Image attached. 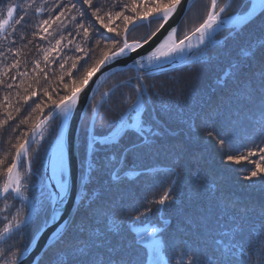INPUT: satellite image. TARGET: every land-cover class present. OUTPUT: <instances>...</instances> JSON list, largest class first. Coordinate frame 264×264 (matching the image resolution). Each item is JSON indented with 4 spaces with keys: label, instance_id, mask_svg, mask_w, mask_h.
I'll use <instances>...</instances> for the list:
<instances>
[{
    "label": "trees",
    "instance_id": "obj_1",
    "mask_svg": "<svg viewBox=\"0 0 264 264\" xmlns=\"http://www.w3.org/2000/svg\"><path fill=\"white\" fill-rule=\"evenodd\" d=\"M134 2L138 13L142 10L139 0H92L91 6L84 0H0V18L9 3L18 6L13 26L0 36V121L8 113L13 117L0 128V186L15 156L13 145L24 143L34 125L55 108L54 102L69 93L66 85L80 78L105 52L111 54L123 44L124 17L136 14ZM151 2L144 0L145 4ZM226 2L218 0V8ZM27 4L31 7H25ZM242 4L243 0H232L222 18L232 17ZM209 6L210 0L192 4L177 26V41L202 23ZM96 9L112 31L92 17ZM21 15L24 20L15 24ZM151 20L150 26L133 28L126 36L128 42H143L155 31L159 21ZM81 24L88 28L87 37ZM258 38L252 28H225L206 39L181 65L150 74L129 68L103 83L79 125L76 150L81 187L60 235L64 241L52 242L37 264H55L61 254L77 264L97 258H103L105 264L109 260L145 264L146 250L135 240L136 228H160L156 236L164 264H181L185 252H195L200 264H205V254L219 256L220 248L238 241L254 252L244 264L264 262V171L244 179L256 170L257 163L264 169V153L259 152L264 148V80L260 75L264 53L258 50L255 58H248L243 52ZM234 65L240 66L239 71ZM229 72L234 74L226 75ZM137 87L144 89L146 140L125 158L119 149L98 139L139 97ZM60 121L57 116L48 123L43 136L39 134L29 149L27 160L20 161L18 171L27 186L22 191L34 211L22 236L0 243V264L17 260L49 219L50 194L43 167ZM93 124L95 142L89 135ZM249 150L256 154L248 156ZM228 156L244 158L236 163L227 160ZM166 192L169 199L164 205L150 203ZM5 197L0 201V228L18 212L24 217L28 211L11 193ZM146 208L152 209L149 215L141 216L140 221L132 219ZM85 246L88 255L78 256L75 249Z\"/></svg>",
    "mask_w": 264,
    "mask_h": 264
},
{
    "label": "snow or ice",
    "instance_id": "obj_2",
    "mask_svg": "<svg viewBox=\"0 0 264 264\" xmlns=\"http://www.w3.org/2000/svg\"><path fill=\"white\" fill-rule=\"evenodd\" d=\"M86 5L91 6L92 0H84ZM184 3V0H152L150 4H145L144 0H139V4L142 6V10L140 12H136L137 3L134 2L132 5V11L136 13L134 16L129 17L125 16V30L127 32L128 24L132 23L136 20H139L142 24L146 26H150L153 22L149 20V14L153 13V19L159 21V26L155 31L151 32L150 35L147 36L146 39L143 40V43L134 42L129 43L125 34V38L123 44L114 52H112L111 56L105 52L103 58L97 60L91 67L85 68L84 74L72 81L71 85H66L69 89V93L67 95L61 96L59 102L55 103V110L64 120H67L72 110L77 106L78 101L80 99V93L83 91L84 87L88 85L89 80L93 76L95 72H97L100 67L105 64L107 61L113 59L114 57L122 56L126 53V51H135L136 49L142 48L144 45L148 44L157 36L161 30H164L166 25H169L170 20H172L180 11L181 7ZM232 0H227V2L223 5H220L218 8V0H210V6L207 9V14L203 19L202 23L198 26L194 27L189 35L187 32L184 37L177 42L176 33L177 27H169L167 34L163 37V39L154 47V49L142 59L149 61V67H151L152 61H161L162 59L170 58L174 53L183 52L184 48L187 47L189 49L192 48L191 40L193 37L198 39L200 45L205 44L206 39L213 37L214 34L223 27L226 23V20L222 19V14L225 13L228 8L231 7ZM25 7H31V4H27ZM75 7V5H73ZM127 7V6H125ZM18 6L14 3H9L6 7V13L3 18H0V36H4L7 27L13 26L12 21L14 19V13L17 11ZM218 8V10H217ZM37 13L40 11L39 8L36 9ZM99 9L92 11V17L96 19L98 23H100L102 28H106L109 31L112 29L108 24L104 23V18L99 15ZM187 11V10H185ZM84 15V13H81ZM120 15V13H117ZM109 21L112 19L111 15L108 17ZM229 20L234 19L236 21V27L240 28L241 31L243 28H252L255 32L259 34V38L255 40L250 47L243 50L244 55L248 58H255L257 51H261L264 53V0H243V4L241 9L233 14L232 17L228 18ZM24 20V16L21 15L19 19H15V24H20ZM49 21H43V24H48ZM80 28L84 29L85 37L88 36V28H85L83 24L79 25ZM119 35V33H117ZM42 38V37H41ZM99 43V41H97ZM59 44V41H57ZM79 50V47H78ZM47 58V53L45 54ZM137 64H141V60L135 61ZM262 65H264V59H262ZM16 67V65H12ZM75 63L73 67H75ZM236 71H239V65L233 66ZM3 70L0 69V72ZM234 73L229 72L226 75H233ZM261 79L264 80V66L261 68ZM141 81L142 78H137ZM11 87V85H9ZM136 92L139 96V100L137 102H133L128 110L123 114L119 119L112 125L107 134L99 137V141L101 144L110 145L112 148L119 149L120 155L125 158L129 154L136 153L141 144L146 140L145 136V115L147 114V108L143 104V95L144 89L142 87H137ZM31 95H35L33 92ZM45 95H48L47 91H45ZM107 95V93L105 94ZM29 99L28 96L24 97L25 102ZM36 108H40V105L37 104ZM18 112L19 109H16ZM35 111V109H33ZM93 113L97 112V109L94 107L92 109ZM129 113H135V115H129ZM52 114L49 113V117ZM49 117H45L44 120L37 122L33 127V136H35L36 131L41 129L42 125H44ZM13 117L11 113H8L7 117L0 121V128L7 123L8 120H11ZM26 120H22L21 123H25ZM92 131H89V135L92 136L93 142L96 141L97 136L94 132L95 125H92ZM40 135L43 136V131L40 132ZM209 136L213 134L211 132L208 133ZM221 145L224 144L223 140H219ZM16 149L15 156L12 158V163L6 169V179L3 182L2 186H0V194L4 193H14L21 200H27L28 197L24 196L22 189L27 186L22 183V177L20 172L17 170L18 163L21 160H27L28 158V150H27V142L18 143L13 145ZM259 152L264 153V148H260ZM253 151L249 150L248 156L255 155ZM244 158L243 156H228L227 160L239 163L240 160ZM264 159V157H262ZM3 161L0 160V164ZM28 171L30 172V165L28 167ZM259 171H264L261 169L259 163L256 165V170L250 172L249 175L245 176V180H251L253 177L258 175ZM7 199V197H5ZM169 199V193H165L158 200H155L150 203H155L158 205H164L166 200ZM151 208H146L143 212L140 213L139 216H135L132 219L134 221H140L141 216H147L151 213ZM19 212L17 216L12 217L11 220L7 221L3 224V227L0 228V242L8 243L14 240L17 236L23 235V225L27 224V218L19 217ZM48 221L45 222L47 224ZM43 227V226H41ZM238 232L242 231L237 226ZM40 229H37L39 231ZM115 231H118V228L114 226ZM157 229L152 228L151 230L145 228L143 231L136 232L135 240L141 245L143 248L147 250V254L152 258V264H164V260L161 253L160 241L156 237ZM64 236L58 237L57 242H63ZM218 245L221 244L220 241L217 242ZM233 249H235L233 251ZM76 254L78 256H87L88 251L86 246L79 247L75 249ZM220 255L216 257H209L206 255L205 264H244V261L249 260L254 252L249 251L246 245L243 242H236L231 247L224 245L219 249ZM261 255L264 256V249L261 251ZM186 257V259H185ZM10 264H16V260L13 259L10 261ZM55 264H77L75 260H70L67 254H61L56 257ZM89 264H105L103 258H97L89 262ZM108 264H113V261L109 260ZM181 264H200L198 256L195 252L189 254L187 252L182 253L181 255ZM264 264V262H262Z\"/></svg>",
    "mask_w": 264,
    "mask_h": 264
},
{
    "label": "water",
    "instance_id": "obj_3",
    "mask_svg": "<svg viewBox=\"0 0 264 264\" xmlns=\"http://www.w3.org/2000/svg\"><path fill=\"white\" fill-rule=\"evenodd\" d=\"M195 1L196 0H184L181 11L172 20H170L169 25H166L165 29L161 30V32L158 33L157 36L153 38V40L148 44L144 45L142 48L136 49L135 51H126L124 55L114 57L113 59L103 64L100 69L93 74V76L89 80L88 85H86L83 91L80 93L78 104L72 110V113L70 114L68 119L64 120L61 117L62 119L57 128L58 131L56 137L54 138V142L47 150L43 169L45 184L47 185L50 194L51 210L48 223L43 225V227H41L40 230L35 234L29 245L19 255L18 259L16 260V264H37L40 254H42L47 249V247L50 246L51 243L58 239V237L61 235V232L65 227L64 225L66 224L70 216L69 214L71 213L73 207L76 205L75 203L78 199L79 190L81 187V184L79 185L78 182L79 172L76 150V138L79 130L78 127L82 120V116L87 109L88 103L95 96L97 90L103 85L107 78H109L113 74L118 73V71L129 70V68L134 69L142 74L158 73L162 70L171 69V67L181 65L183 62L188 61L192 54L201 49L202 45L199 44L196 37H193L191 40V49L185 47L183 52L174 53L168 59H162L161 61H152L151 67H149V61L142 59L143 57L147 56L163 39V37L167 34L169 27L178 26L184 15L187 13V11ZM153 17L154 14L150 15L149 20L153 19ZM222 19L226 20V23L218 31L224 30L225 28H237L235 26L236 21L234 19L229 20L225 17H223ZM141 24L142 23L139 20L129 24L127 32L126 30L124 31L121 40L124 41L125 34L127 36V34L133 28ZM111 54L109 55L111 56ZM137 60H141V64L135 63V61ZM50 113L52 115L50 117L49 114L45 116L49 118L47 122L42 125L41 129H38L36 131L35 136H33L32 129L29 135L24 139V143L27 142L28 151L35 143V139L37 138V136L41 131H43L42 129L45 128L48 123L52 122L55 117L60 116L55 108ZM44 119L45 118H43V120ZM60 156L64 158L63 161L65 172V177L62 185L58 182L55 177V173L53 172V166ZM19 164L20 162L18 163V166ZM9 193H11V191H9ZM6 194L8 193L0 194V201L5 198ZM11 194L15 197V199L17 198L28 206V211L24 218H27V221H29L34 210L30 199L28 198L27 200H21L14 193Z\"/></svg>",
    "mask_w": 264,
    "mask_h": 264
},
{
    "label": "rangeland",
    "instance_id": "obj_4",
    "mask_svg": "<svg viewBox=\"0 0 264 264\" xmlns=\"http://www.w3.org/2000/svg\"><path fill=\"white\" fill-rule=\"evenodd\" d=\"M225 18H228V17H225ZM121 38H122V37H121ZM122 42H123V41H122ZM195 53H196V52H195ZM195 53H194V54H195ZM192 55H193V54H192ZM111 76H112V75H111ZM107 80H108V78H107ZM107 80H106V81H107ZM98 90H99V89H98ZM98 90H97V91H98ZM104 94H105V93H104ZM104 94H103V95H104ZM94 97H95V96H94ZM94 97H93V98H94ZM93 98H92V99H93ZM103 98H104V96H103L102 98H100V99L102 100ZM92 99H91V100H92ZM138 99H139V97H138L135 101H137ZM135 101H134V102H135ZM90 102H91V101H90ZM90 102H89V103H90ZM89 103H88V104H89ZM131 104H132V103H131ZM131 104H130V105H131ZM87 106H88V105H87ZM84 113H85V112H84ZM59 117H60V116H59ZM60 119H62V118L60 117ZM82 119H83V118H82ZM54 120H55V119H54ZM54 120H53V121H54ZM81 121H82V120H81ZM60 122H61V121H60ZM80 123H81V122H80ZM59 124H60V123H59ZM79 125H80V124H79ZM58 126H59V125H58ZM78 128H79V127H78ZM57 131H58V130H57ZM78 131H79V130H78ZM28 135H29V134H28ZM37 137H38V136H37ZM35 140H36V139H35ZM98 141H99V139H98ZM23 142H24V141H23ZM99 143H100V142H99ZM91 144H92V142H91V139H90V140H89V144H88V150H89V147L91 146ZM46 154H47V153H46ZM44 161H45V160H44ZM78 164H79V161H78ZM43 169H44V167H43ZM55 177H56V179L58 180V182L62 185V184H63V181H64V177H65L64 163H63V165H61V166L58 168V170L56 171ZM78 182H79V177H78ZM44 184H45V180H44ZM79 184H80V182H79ZM46 187H47V185H46ZM47 190H48V188H47ZM48 192H49V191H48ZM49 214H50V213H49ZM158 230H160V228H158ZM158 230H157V232H158ZM135 231L138 232V231H141V230H140L139 228H136ZM37 232H38V231H37ZM37 232H36V233H37ZM157 232H156V233H157ZM36 233H35V234H36ZM35 234H34V236H35ZM157 234H158V233H157ZM34 236H33V237H34ZM33 237H32V238H33ZM157 239L159 240V238H157ZM31 241H32V240H31ZM31 241H30V242H31ZM30 242H29V243H30ZM24 250H25V249H24ZM24 250H23V251H24ZM21 252H22V251H21ZM20 254H21V253H20Z\"/></svg>",
    "mask_w": 264,
    "mask_h": 264
},
{
    "label": "bare ground",
    "instance_id": "obj_5",
    "mask_svg": "<svg viewBox=\"0 0 264 264\" xmlns=\"http://www.w3.org/2000/svg\"><path fill=\"white\" fill-rule=\"evenodd\" d=\"M135 102H137V101H135ZM129 115H135V113H129ZM64 158L62 157V156H60L58 159H57V161H56V163L54 164V166H53V172L56 174V171L58 170V168L61 166V165H63V163H64ZM149 230H151L150 228H148ZM156 235H157V233H156ZM157 237V236H156ZM160 247H161V243H160ZM146 250V249H145ZM146 255H147V260H146V264H152V258L147 254V250H146Z\"/></svg>",
    "mask_w": 264,
    "mask_h": 264
}]
</instances>
